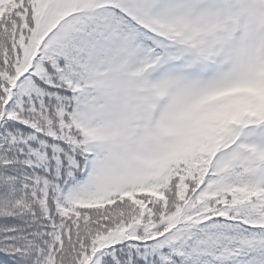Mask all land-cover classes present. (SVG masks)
<instances>
[{"label": "snow or ice", "instance_id": "1", "mask_svg": "<svg viewBox=\"0 0 264 264\" xmlns=\"http://www.w3.org/2000/svg\"><path fill=\"white\" fill-rule=\"evenodd\" d=\"M0 264H264V0H0Z\"/></svg>", "mask_w": 264, "mask_h": 264}]
</instances>
